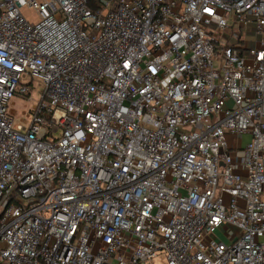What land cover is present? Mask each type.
<instances>
[{
    "label": "built area",
    "instance_id": "obj_1",
    "mask_svg": "<svg viewBox=\"0 0 264 264\" xmlns=\"http://www.w3.org/2000/svg\"><path fill=\"white\" fill-rule=\"evenodd\" d=\"M160 255L264 264V0H0V264Z\"/></svg>",
    "mask_w": 264,
    "mask_h": 264
},
{
    "label": "rangeland",
    "instance_id": "obj_2",
    "mask_svg": "<svg viewBox=\"0 0 264 264\" xmlns=\"http://www.w3.org/2000/svg\"><path fill=\"white\" fill-rule=\"evenodd\" d=\"M21 13L30 23H38L39 16L34 8L23 7L21 9ZM216 67H219V61L215 63ZM32 79L30 77L26 78L24 82L29 83ZM32 92L30 100H24L20 98H14L9 106L10 111H14V119L16 124H21V117L23 113H31L33 108L38 104V101L41 99L44 91V85L41 80L33 78L32 81ZM24 127L28 128L27 124H23ZM227 140L231 143L233 141V136L228 135ZM251 140L250 136H244L243 143L247 144ZM217 236L224 241H227V238L223 235V232L218 230ZM153 264H168L166 257L163 255L158 256Z\"/></svg>",
    "mask_w": 264,
    "mask_h": 264
},
{
    "label": "crops",
    "instance_id": "obj_3",
    "mask_svg": "<svg viewBox=\"0 0 264 264\" xmlns=\"http://www.w3.org/2000/svg\"><path fill=\"white\" fill-rule=\"evenodd\" d=\"M12 113H14V111H12Z\"/></svg>",
    "mask_w": 264,
    "mask_h": 264
}]
</instances>
